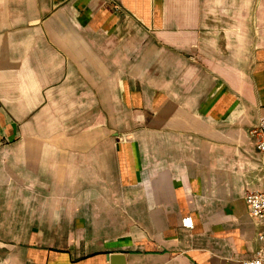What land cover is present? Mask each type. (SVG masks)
Here are the masks:
<instances>
[{"label": "crops", "instance_id": "1", "mask_svg": "<svg viewBox=\"0 0 264 264\" xmlns=\"http://www.w3.org/2000/svg\"><path fill=\"white\" fill-rule=\"evenodd\" d=\"M259 117L264 0H0V264H241Z\"/></svg>", "mask_w": 264, "mask_h": 264}, {"label": "built area", "instance_id": "2", "mask_svg": "<svg viewBox=\"0 0 264 264\" xmlns=\"http://www.w3.org/2000/svg\"><path fill=\"white\" fill-rule=\"evenodd\" d=\"M249 136L254 140L256 151L260 158L261 167L264 171V117H259L257 122L249 129ZM245 204L248 207L249 216L264 224V179L261 190L248 191L244 196ZM184 227H191V221L188 218L182 220ZM258 248L254 255L249 259H244L241 264H264V231L257 234Z\"/></svg>", "mask_w": 264, "mask_h": 264}, {"label": "water", "instance_id": "3", "mask_svg": "<svg viewBox=\"0 0 264 264\" xmlns=\"http://www.w3.org/2000/svg\"><path fill=\"white\" fill-rule=\"evenodd\" d=\"M108 260L110 264H115L118 261H120L122 264H125L124 257L122 254H109Z\"/></svg>", "mask_w": 264, "mask_h": 264}]
</instances>
